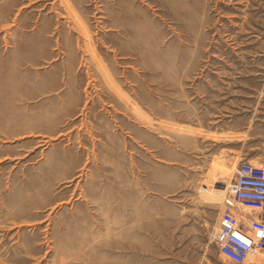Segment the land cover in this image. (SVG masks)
Wrapping results in <instances>:
<instances>
[{"label":"rangeland","instance_id":"obj_1","mask_svg":"<svg viewBox=\"0 0 264 264\" xmlns=\"http://www.w3.org/2000/svg\"><path fill=\"white\" fill-rule=\"evenodd\" d=\"M242 162L264 0H0V264H232L191 188Z\"/></svg>","mask_w":264,"mask_h":264},{"label":"built area","instance_id":"obj_2","mask_svg":"<svg viewBox=\"0 0 264 264\" xmlns=\"http://www.w3.org/2000/svg\"><path fill=\"white\" fill-rule=\"evenodd\" d=\"M219 186L212 183L199 190L222 194L218 223L208 240L222 258L232 264H246L264 252V165L242 162L234 177ZM250 211H258L260 216L256 218Z\"/></svg>","mask_w":264,"mask_h":264},{"label":"crops","instance_id":"obj_3","mask_svg":"<svg viewBox=\"0 0 264 264\" xmlns=\"http://www.w3.org/2000/svg\"><path fill=\"white\" fill-rule=\"evenodd\" d=\"M19 91H20V89H19ZM202 186H200L199 188L197 187H195V188H191V190H193V191H199L200 190V188H201ZM203 191V190H202ZM188 197H191V198H194V197H197V194H192V195H189ZM191 198H189V199H191ZM207 202L208 203H211V202H209L208 200H207ZM218 203V202H217ZM222 203V202H221ZM221 203H220V206L219 207H221ZM257 261L258 262H261L262 260L261 259H257ZM257 261H254V262H257Z\"/></svg>","mask_w":264,"mask_h":264},{"label":"bare ground","instance_id":"obj_4","mask_svg":"<svg viewBox=\"0 0 264 264\" xmlns=\"http://www.w3.org/2000/svg\"><path fill=\"white\" fill-rule=\"evenodd\" d=\"M257 163L259 164V163H261V162H257ZM262 164H264V163H262ZM262 164H261V165H262ZM251 212H253V211H250L249 214H250ZM255 217L258 218L257 216H255Z\"/></svg>","mask_w":264,"mask_h":264}]
</instances>
